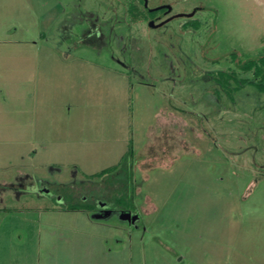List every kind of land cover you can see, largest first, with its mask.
Segmentation results:
<instances>
[{"label": "rangeland", "instance_id": "rangeland-1", "mask_svg": "<svg viewBox=\"0 0 264 264\" xmlns=\"http://www.w3.org/2000/svg\"><path fill=\"white\" fill-rule=\"evenodd\" d=\"M177 1L196 32L82 42L73 7L121 5L0 0V264H264V96L214 82L250 76L264 0H150Z\"/></svg>", "mask_w": 264, "mask_h": 264}, {"label": "flooded vegetation", "instance_id": "flooded-vegetation-1", "mask_svg": "<svg viewBox=\"0 0 264 264\" xmlns=\"http://www.w3.org/2000/svg\"><path fill=\"white\" fill-rule=\"evenodd\" d=\"M115 1V4L117 3L121 5L120 7L123 9L122 12L125 16L118 20L117 17L115 15L113 16L112 12L108 10V12L110 13L109 17L111 21H107V23L103 26L89 24V22H91L92 20L86 18L85 12L82 10V7H73L72 9L76 10L77 12V17L74 19H77V21L83 20V28L81 30H78L77 39L83 42L84 40H88L90 38L95 39L96 37L103 36L105 37L106 41H110L112 40V38L116 39L119 34L121 35L123 33L122 30H117L118 26L123 27V30L127 32V36L130 35V28H133V26L137 25H143V31L153 30L157 32L159 29L165 27L175 20H177L179 23L177 31H179L180 33L187 34L188 32H196L198 30L194 28V26L198 23L196 14L200 12L202 8L195 7L193 8V10H189L188 12H177L175 8L176 6H180V3H182V1L173 3L159 2L156 4L151 3L150 0ZM110 4L112 5L113 3L110 2ZM70 18L73 19V17ZM144 34L145 32H143L141 35ZM112 210V208L109 209L107 207V204L105 205L104 203L102 204L99 202L97 203V206L91 210V214H107V216H109L111 212H113ZM118 212L121 213L128 211L119 210ZM122 215L120 214V216Z\"/></svg>", "mask_w": 264, "mask_h": 264}, {"label": "trees", "instance_id": "trees-1", "mask_svg": "<svg viewBox=\"0 0 264 264\" xmlns=\"http://www.w3.org/2000/svg\"><path fill=\"white\" fill-rule=\"evenodd\" d=\"M194 28L198 29V24H196ZM235 57L236 56L234 55L232 62L236 60ZM238 63L239 64L237 68L242 73L250 74L249 77L238 78L235 75L234 71L229 69L228 72H218L216 74V78L214 79V81H216L218 84L220 83V85L225 84L228 87H230L229 85L233 83L236 86V88L233 89L234 91L239 90L241 87L244 86H251L259 94L264 96V50L261 51V53L257 55L255 58L245 59L244 61H238ZM123 169H124V165L121 166L119 171ZM117 171L118 170L116 167L110 168L101 172L96 177L102 178L108 174H115ZM120 179L122 180L120 181ZM129 180H130L129 172L125 173V177L115 179V181L113 182L116 185V186L114 185L116 187V190H119L120 186L121 187L123 186V188L121 189H125L126 185L129 183ZM80 209L84 211L92 210L91 208L88 207H78V206H69L67 208V210H80Z\"/></svg>", "mask_w": 264, "mask_h": 264}, {"label": "water", "instance_id": "water-1", "mask_svg": "<svg viewBox=\"0 0 264 264\" xmlns=\"http://www.w3.org/2000/svg\"><path fill=\"white\" fill-rule=\"evenodd\" d=\"M103 210V209H102ZM106 213H108V212H106ZM122 216H121V219L122 220H127V222H129V223H131V222H133V219H132V217H131V215H130V213H128V212H121L120 213ZM98 216H100V217H102V218H105V217H107V214H105V215H102V214H98Z\"/></svg>", "mask_w": 264, "mask_h": 264}]
</instances>
